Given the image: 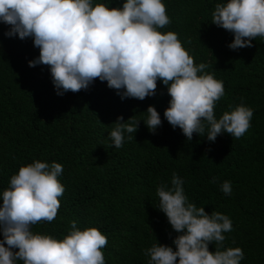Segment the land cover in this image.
Masks as SVG:
<instances>
[{
	"label": "trees",
	"instance_id": "obj_1",
	"mask_svg": "<svg viewBox=\"0 0 264 264\" xmlns=\"http://www.w3.org/2000/svg\"><path fill=\"white\" fill-rule=\"evenodd\" d=\"M164 2L171 23L160 31L178 33L194 62L208 63L205 71L224 82L217 117L229 105L253 108L246 133L218 134L215 142L193 133L186 142L163 117L170 97L159 80L156 94L143 100L121 99L98 78L87 90L57 95L48 67L28 65L39 55L32 39L6 37L7 26L0 23V190L21 164L61 163L65 191L57 217L38 222L33 231L59 236L74 219L81 229L95 226L106 235V264H147L143 249L156 239L171 245L176 235L156 196V187L170 183L176 172L189 201L230 217L233 229L224 243L243 249L241 264H264V37L232 50V34L211 23L218 0ZM119 3L112 0L110 7ZM149 105L160 113L161 126L153 133L140 121L133 140L109 147L108 131L117 117L141 118ZM224 180L232 183L231 195L220 190Z\"/></svg>",
	"mask_w": 264,
	"mask_h": 264
},
{
	"label": "clouds",
	"instance_id": "obj_2",
	"mask_svg": "<svg viewBox=\"0 0 264 264\" xmlns=\"http://www.w3.org/2000/svg\"><path fill=\"white\" fill-rule=\"evenodd\" d=\"M0 0V23L6 37L31 38L39 55L28 65H46L57 95L87 90L96 78L124 98L143 100L156 94L157 81L170 99L163 117L179 127L191 142L193 133L215 142L218 134L240 138L250 128L253 108L244 103L228 106L217 117L216 102L225 94L206 62L193 56L172 30L164 0ZM211 23L233 36L227 47H251L264 37V0H218ZM141 118L118 116L108 131L109 147L133 140L139 122L150 132L162 124L160 113L149 105ZM63 165L33 159L21 164L7 187L0 190V264H106L105 234L95 226L78 227L76 220L59 236L33 231L38 222H52L61 206L65 186L59 177ZM216 177L211 179L216 182ZM185 181L176 172L170 183L156 187L158 209L176 235L171 245L158 242L143 249L147 264H241L245 253L226 246L225 233L233 229L230 217L189 201ZM220 190L232 193L224 180ZM214 242V250L209 245ZM18 249V250H17Z\"/></svg>",
	"mask_w": 264,
	"mask_h": 264
}]
</instances>
